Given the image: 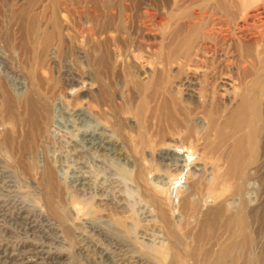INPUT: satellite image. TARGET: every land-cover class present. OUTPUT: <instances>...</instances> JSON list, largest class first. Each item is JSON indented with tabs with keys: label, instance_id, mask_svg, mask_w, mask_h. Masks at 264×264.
Instances as JSON below:
<instances>
[{
	"label": "rangeland",
	"instance_id": "1",
	"mask_svg": "<svg viewBox=\"0 0 264 264\" xmlns=\"http://www.w3.org/2000/svg\"><path fill=\"white\" fill-rule=\"evenodd\" d=\"M207 1L208 0H53L52 2V0H29L28 4H25L23 6V3H24L23 0H0V44L2 43V45H0V124L2 125V126L0 125V128L2 127L0 129V134H1L0 138L5 137V139L6 138L12 139V140L9 139L8 143L7 142L4 143L6 144V148L8 150H6L5 145L4 146L0 145V205H3V207L1 206L2 209H0V211L3 210V212L2 211L0 212L1 213L0 214V241L4 244L3 248L7 251V253L11 254L12 257H15L14 259L21 258L30 253L31 254L37 253V256L40 255L42 258L46 259V260H43L44 264H53V263L54 264H110V263L117 264L115 261V255L118 252L116 250V247L114 249V245L115 246L118 245L117 249L121 248L120 249L122 251L121 253L126 254L127 256L129 255V257L140 259L139 261L136 259L134 260L132 259L131 261L132 264H138V263L139 264H150V263L151 264H161V262L158 261V259L156 258L157 253H158V250H156L158 247L157 242H159L161 233H158L159 231H157V229L159 230V228L157 225L155 228V225H154L155 221H152L149 218V205L145 201L143 202V200L140 199V197H137L138 193L134 189V186L131 181V175L129 173L131 165L128 163L127 159L130 158L131 153L136 154V150L132 146V137H134V135H132L131 138H129V141L127 140L128 139L127 137L126 139L127 145H129V147H125L124 150L122 148V146H124L123 144L116 143L118 144V147L116 149H118V151L122 150L120 152L122 157L114 156L112 154L96 153L93 150L89 149L86 145L81 143L82 141L81 133L85 129L90 130L92 129V127H94V125L92 124V121H89L88 125H84L74 117V113H73V109H76V108L78 109V107L79 109L86 111L87 109H86L85 102L86 104L89 105L90 103L91 105V96L95 93V91L98 90L99 87L104 91L105 94H114V93L118 94L116 92H118L119 90L121 93L120 85L117 86L118 80L115 79L116 77L115 72L112 70L108 71L107 75L108 77L110 76V79L103 80V81L100 80L99 81L100 85H98V83L96 84L92 83V81L89 80L90 73L89 75H87L84 71L86 68L83 69L82 67H80L79 64L75 62V58H76L75 54L78 52V50L81 47L80 46L81 38H77L75 43L72 41L71 45L67 49L57 47L58 44H57L56 39H54L53 42H51L48 46H44L45 43H44L42 33L45 31V29H43V27L47 25L48 26L52 25L51 15H52V11L54 10V6H59L70 13V15H67L64 12L59 11V15L57 14L58 15L57 17H60L64 21H70L71 20L70 17H72L74 21H79V22L82 21L83 23H85V20H90V19L95 20V21H98L100 19L105 20V21H110L113 23L112 24L113 26L123 27V28L120 27L122 31L119 34L114 33V32H110L108 34L109 38H114V37L116 38L117 36H119L117 37L119 38L118 39L119 43L118 45H116L117 47L115 45L114 47H112V49L115 52L117 50L116 54L123 53L126 55L127 59H130V58L138 59L139 60L137 61L138 64H140L141 66H144L145 68L146 67L149 68L150 67V65H148L149 60L146 58L147 54L145 55V53H147L146 51H147L148 42L150 43L152 42V40H147L148 38L147 35L151 34L155 36L156 38L154 40L155 44H159L160 43L159 39L162 38L161 34L165 35V33L169 32L175 25L181 24V23L185 24L189 21V19L186 16V13H188L190 9L200 14L202 13V9L205 6L212 5L214 3V0H212V2L210 0H209L210 2L209 1L207 2ZM234 1L237 3L239 7V11L245 7L248 8L247 9L248 16L245 19H243L241 15H239L237 20L235 21V24H236L235 32L237 33L238 36L244 35L247 38H250V37L255 38L257 34L260 31H262L260 26L264 24V0H234ZM52 3H54L55 5ZM199 4H200V7H199ZM196 6L198 7L196 8ZM23 7L26 10V13L24 15L19 14V11H20L19 8H23ZM175 11H177L176 12L177 14L174 13ZM204 15H205V19L199 18L198 20H193V22L194 23H198L199 21L203 23L209 22L210 24H215L214 26L216 28L217 19H220L222 21L226 20L221 15L212 16L208 13H205ZM207 16H209V19L207 18ZM130 19L132 21H130ZM115 21L118 23H116ZM212 21L214 22L212 23ZM226 23L227 22L223 23L222 26H219V27H221L223 30H227L229 26H232V23L231 24L230 23L226 24ZM21 25H22V28L20 27ZM24 26H26L29 31H27V35H26L27 37L26 52L21 54V52H17L13 46H15L14 42H17L18 34L23 31ZM160 26L164 27L163 32L161 31ZM87 28H88V24H84L83 29L86 30ZM134 28L135 29L138 28L139 30L136 29L137 32H135L136 30ZM246 28H249L250 30L245 32ZM208 29L209 27L206 28V30ZM241 30H243L244 32L241 33ZM67 32L68 31H63L62 35L65 36V35H68V33L70 35L75 34V32H73V34L70 32L68 33ZM239 32L241 33L240 35H239ZM134 37H136V39ZM101 38L103 39V36H101ZM142 38H145V39H142ZM94 39H96V36L94 37ZM137 39H140V40H138L137 42ZM139 41H140V46L142 47L141 48L142 52L136 51V49L134 48L135 47L134 44L137 45ZM66 53L68 54L67 56H66ZM199 57L200 56L194 58V60L203 61V58L202 57L199 58ZM206 57L210 58L208 55ZM65 58L67 60H65ZM53 61H55L54 62L55 64L53 63ZM64 61L65 63H63ZM68 61L69 62L71 61L70 62L71 64ZM201 61H199V63L198 62L195 63V61L192 63L188 62L187 63L188 66H185V68L190 71V74L192 75V77L194 76L193 77L194 79L191 81V83H193L194 85L198 83V79H201V78H198V76L202 75L201 73L202 70L203 72L204 71L208 72L209 70V71H212L213 73L216 71L215 78H216V83L218 85L217 93L219 95L220 102L217 106L215 114H216L217 119L220 120L219 122L224 121L228 115H231V112L234 111V109L240 104V97L243 94L242 92H245L247 90L245 93V94L248 93L247 99H246L247 102H245V104H247L245 108L246 115L242 119L244 121V126L242 130L238 131L235 134H232L231 139L229 140L230 143L228 142L227 144L220 145V152L223 151L224 153H226L227 151H229L232 143L236 141L238 138H242V137L247 138V139L250 138L251 141H249L248 139L249 146L248 144L247 146L249 147L248 150L250 151L248 154L250 155L252 154V156H249L247 160H245L242 171H244L249 159L253 160L252 161L253 163H251L249 167L251 168L254 167V170H255V173L252 175V178L249 181L250 185L246 191L247 192L245 196L246 200H245V205L243 208L245 215H246L245 217L247 218V224H245L243 220L238 218L240 217L238 216L239 215L238 213L239 205L236 203L237 202L236 200L239 194L233 191L230 181H227V182L222 181L221 183H218L217 185L219 188L218 192L220 193L218 194L213 193V192L211 193L212 195L214 194L213 195L214 198L212 202L210 203L212 204L210 207L214 208L220 204L226 212L224 211L223 216L217 222L216 229L217 227L219 226L220 227L215 231V235L210 236L211 240L210 239L207 240L208 241L207 246L218 244L220 247L222 246V248L227 247L226 237L230 235L231 230L233 229V225H234L232 224L231 221L227 219V216L230 218V215L235 214L236 219L240 220V222L237 221L238 222L236 223L237 226L235 224V226L238 228V231L237 229H234V235H238V234L239 236L242 235L239 229L243 228L244 231L247 233V235H249V237L252 236L251 238H253L251 241V246H250L252 247L251 249L250 247L248 249L247 247L246 248L241 247V249L238 248V251L236 249L237 253L235 252V257L238 258V261L236 260L237 261L236 264H242L243 262H245L246 264H248L249 262H250L249 264H259V263L264 264L263 263L264 255L262 254L264 253V75H263L264 71H262L264 70V57L256 56V55H253L250 57H242V56H236V57L231 56V57H226V58L223 57L218 65H214V64L213 65H209V64L201 65L200 64ZM167 63H169L173 71H176L178 67L183 66L184 60L181 56H178L174 60L173 59L168 60ZM173 64L174 66H172ZM74 65L75 66L77 65V66L75 67ZM155 67L162 68L161 62L157 61L155 64ZM252 68L254 70H252ZM91 70H92L91 72L92 74L94 73V75H97V72H95V70L93 69ZM244 70H245V73H244ZM72 73H74L76 77H75V81L72 82V85H71V83L69 84L67 83L66 77L71 76ZM142 78H144V75H142ZM51 82H53V84ZM231 82L234 84H232ZM235 82H237V84ZM32 85H33L34 91H32ZM35 85L37 86V88ZM51 85H57L60 88L64 86L68 88L67 89L68 93L71 92L74 95L73 96L74 98L77 97L76 100L75 99L72 100L73 102L70 100V98L66 100L65 99L62 100V109H61L62 112L60 111L61 113L58 119L59 122H58V125H56V129H58L56 130V134L50 133L49 117L47 118V120H43L42 115L40 113V102L39 101L41 98H48V95H49L48 91L50 90ZM225 85L228 86L227 89ZM230 85L231 87H229ZM3 86H5V89ZM91 86L94 88H92ZM90 87L93 90L92 92H91ZM60 88H58L59 91H60ZM5 90H6V94L4 93ZM231 90L232 92H230ZM127 94L129 96L128 98L134 97L135 99L137 98V100H141L140 102L143 103L142 104L143 106L142 105L141 106L143 107L144 111L147 108L152 107L151 104L145 103L146 101L144 102V100H142L140 93L138 94V96H137V93L136 94H132V92L124 93L123 98L125 100H126L125 96ZM253 94H254V97L252 96ZM60 95L61 94H56L57 97H59ZM226 97L229 99H227ZM232 98H233V101H232ZM77 101H79L81 105L78 106ZM83 102H84L83 104L84 106L82 105ZM74 103H77L78 107H76ZM250 104L252 105V107ZM208 106L210 107V105ZM209 107H207V110H209ZM257 108H258V111H257ZM250 109H252V111H249ZM211 110L213 109H210V111ZM35 111H38V112H35ZM66 111H68V113ZM86 112L90 114L91 116L94 115V112L89 111V109ZM211 112H215V110ZM221 112H222V115L220 118ZM2 113L5 114V116L2 115ZM62 115L64 116L62 117ZM195 117L193 118L194 119L193 123L195 125L197 122V126H195L197 133L200 136L202 135V137H205L204 139H206L205 142L207 143V145H211L210 143H214L215 133L209 130L208 128H209V125L212 119H210V116H207V117L203 116L205 120L202 118L201 115L195 116ZM124 119L128 123L129 126L131 127L135 126L132 121L133 116L124 115ZM253 119L255 120V122ZM39 120L43 122V126H42V122H40ZM209 120L211 121L208 123ZM231 121H234L235 124H237L240 121L239 116L235 115L233 119H231ZM201 123H202V126H201L202 128L199 126L201 125ZM206 124H209L208 127H206ZM203 127H206V128H203ZM59 130H61V133ZM5 131L6 133H8L7 136L4 133ZM209 133L211 134V137L209 136L210 135ZM44 135H47L46 137L47 139L46 138L43 139ZM21 140H23V142ZM38 141L40 142V144L38 143ZM75 144H78V147H75ZM15 146L17 149H15ZM79 146H82V147H79ZM21 154H24L23 160L25 161L26 164L24 163V161L22 162V164H18V163H21L20 162ZM184 157L186 158V156ZM43 158L47 159L48 162L52 164V166L54 164L53 167L55 169V174L58 180V185L60 188H62L61 190L65 193V196H67V201H66L67 205L65 206L68 209L70 208L68 211L69 213H67L68 216L66 215L64 217L62 215V216H59L55 220L53 218H47L44 216L45 202L42 197V193H43L42 189H43L44 184L39 179V177L41 176V173H40L41 172L40 171L41 160H43ZM16 161L18 163H16ZM93 161L96 162L97 165ZM207 163L209 164H206V167L207 166L208 167L207 168L205 167L206 173L204 176H205L206 181L212 182L211 180L213 179L211 178L212 176H211L209 169H211L214 165L210 161H207ZM99 164H100L101 170L97 168L99 167ZM38 165L40 166L38 167ZM201 165L203 164L200 163L199 166ZM23 167L24 168L27 167L29 175H28L27 170H25ZM225 168L226 167L222 165V167L220 166L216 170L217 172L215 173L221 174L223 173V170H225ZM248 169L250 170V168L247 167V170H246L247 172L249 171ZM126 170L128 172H126ZM172 173L174 174L175 172L172 171ZM78 176L84 177L85 185L82 187L81 191H78L72 185L74 178ZM146 177L147 179L150 177L148 180H151L152 174H148L146 175ZM181 182L183 183L184 181L181 180ZM50 192H51V189L49 188L48 193L51 194ZM225 195L228 197H226ZM12 199L14 201H12ZM142 203L144 204L142 205ZM58 204H59V201H56L55 199H53V206H57ZM231 205H232V208H231ZM14 209L16 211H14ZM127 209H128V212L126 211ZM83 210L85 211V214ZM234 211H237V212H234ZM129 212H131L132 214ZM19 214L22 216L25 215L30 218L29 219L30 221L26 222L27 223L26 226L20 220L17 219ZM120 215H122V217H120ZM37 216H40V218ZM85 217L87 218V222L85 221L86 220ZM80 218H82L81 219L82 222ZM122 218L123 220L125 218V222L122 220ZM225 219L228 224L226 223ZM91 220L93 221L92 224H95L96 222L99 221L98 225L97 223L95 224V227H97V230L100 231L99 232V234L101 233L100 236H96L95 234L90 232V224L92 222ZM173 220H178V218L173 217ZM88 221H90V224L88 223ZM119 221H121L120 224H118ZM140 222H141V225H140ZM65 223L69 225L68 227H69V230L71 231L66 230L64 227H61ZM57 224L58 226H56ZM223 224L224 226H222ZM242 225H245V226L241 227ZM99 226L102 229H100ZM103 227L105 229H103ZM102 230H105V231H102ZM219 230H220V233H219ZM224 230H227V231L225 232ZM83 232L84 233L87 232V233L81 234ZM222 232L224 235L222 234ZM157 233L158 235L156 236ZM31 235L34 237H32ZM95 237H96V240H95ZM108 237L113 241L115 240L116 241L118 240V241L114 242V244L113 243L111 244L107 241L109 239ZM141 237L142 238L144 237L143 241ZM88 238H92L94 240L93 244L85 245V243L82 240L88 239ZM155 240H158V241H155ZM41 242L43 244H41ZM95 243L99 245L97 246V244ZM94 244L96 245L97 248L95 247ZM106 245L109 247H107ZM253 245H255V248ZM125 248H127L128 250ZM45 250L46 251L48 250V252H46ZM247 250H249V253L247 252ZM114 252L116 253L114 254ZM245 257L248 258V260ZM239 261L241 263H239Z\"/></svg>",
	"mask_w": 264,
	"mask_h": 264
},
{
	"label": "bare ground",
	"instance_id": "2",
	"mask_svg": "<svg viewBox=\"0 0 264 264\" xmlns=\"http://www.w3.org/2000/svg\"><path fill=\"white\" fill-rule=\"evenodd\" d=\"M23 1H24L23 6H24L25 4H28L29 0H23ZM210 1L212 2V0H210ZM52 2H53V0H52ZM52 4H54V3H52ZM166 4H168V3H166ZM169 5H170V3H169ZM247 5H248V3H247ZM197 7L198 6H196V8ZM199 7H200V4H199ZM19 9H20V11L17 10V11H19V14L24 15L26 13V10L24 7L19 8ZM185 9H186V7H185ZM247 9L248 8L245 7L239 11V7L234 0H214V3L212 5L205 6L202 9V13H200V14L196 13L190 9L189 12L186 13V16L189 19V21L185 24L181 23V24L175 25L169 32H166V33L164 32L165 35L161 34L162 38L159 39V41H160L159 44H155V41H154L156 39L155 36H153L151 34L147 35V37H148L147 40H152V42H150V43L148 42L147 51H146L147 53H145V55L147 54L146 58L149 60V64H148V65H150L149 68L148 67L145 68L144 66H141L140 64H138V62H137V61H139L138 59H135V58L127 59L126 55L123 53H117L116 54L117 50L115 52L112 49V47H114V45L115 46L118 45V43H119L118 39L119 38H117V37H119V36H117L116 38L115 37L109 38L108 34L110 32H114V33L119 34L122 31L120 28L122 26H120V27L113 26L112 25L113 23L110 21L101 20L100 18H99L100 20L95 21V20H92L89 18L90 20H85V23H83L81 21L82 22L81 23L79 21H74V19H72V17H70L71 18L70 21H64L60 17H57L59 15V11H62L64 13H66L67 15H70V13L68 11L64 10L63 8L59 7V6H54V10L52 11V15H51L52 25L51 26L47 25V26L43 27V29H45V31L42 33L44 43H45L44 46H48L51 42H53L54 39H56L57 44H58L57 47L67 49L71 45L72 41L75 43L77 38H81V45H80L81 47L80 46L79 47H80V49L81 48L82 49L81 50L79 49V50L82 52H80L78 50V52L75 54L76 55L75 62L77 64H79L80 67H82L83 69L86 68L84 71L87 75H89V73H90L89 80L92 81V83H95V84L98 83V85H100L99 84L100 80L103 81V80L110 79V76L108 77V75H107L108 71L112 70L115 72V76H116L115 79L118 80L117 86L120 85V87H121V93H120V90L118 92H116L119 95L115 94V93L114 94H105L104 91L99 87L98 90L95 91V93L93 92L94 94L91 96V105L89 103V105H90L89 106L85 102L86 109L87 110L89 109V111L94 112V115L91 116L90 114H88L86 112L87 110L85 111V110L79 109L78 106L81 105L79 103V101H77L78 106H77V103H74L76 105V107H78V109L77 108L73 109V113H74V117L84 125H88L89 121H92V124L94 125V127H92V129H90V130L85 129L81 133V140H82L81 143H83L89 149L93 150L96 153L112 154L114 156L120 157L121 156L120 152L122 150L118 151V149H116L118 147V144H116V143L123 144L124 146H122V148L124 150L125 147H129V145H127V140L129 141V138H131V136L134 135V137H132V146H133V148H135L136 154L131 153L130 158L127 159L128 163L131 165L129 173L131 175V181H132V184L134 186V189L136 190V192L139 195V196L137 195V197H140V199H142L143 202L145 201L149 205V218L152 221H155V223H156V224L154 223L155 228L157 225L159 228V230L157 229V231H159L158 233H161L160 234L161 240L158 238L159 242H157L158 247L156 249V250H158L156 258L158 259V261L161 262V264H236L238 261V258L235 257V252L237 253L238 248L241 249V247H244V248L247 247V249H248L251 246V241L253 238H251L252 236L249 237V235H247V233L244 231L243 228L239 229V231L242 233V235H240V236H239V234L234 235V229H237V231H238V228L236 227L237 226L236 223H238L237 221L240 222V220L236 219L235 214L230 215V218L227 216V219L229 221H231L232 224H234L230 235H228L226 237L227 245L226 244L225 245L227 247L222 248V246L220 247L218 244H214L212 246H207V242H208L207 240H209L211 238L210 236L215 235V231L220 227L219 226L216 229L217 222L221 219V217L223 216L224 211H225L220 204L214 208L210 207L212 205L210 203L212 202V200L214 198V196H213L214 194L212 195L211 193L212 192L217 193V194L220 193V192H218L219 191V188L217 186L218 183H221L222 181L223 182L230 181L233 191L237 192L239 194L238 198L236 200L237 201L236 203L239 205V212H238L239 215L238 216H240V217H238V218H240L241 220H243V222L245 224H247V218L245 217L246 215H245L243 208H244L245 200H246V198H245V196L247 194L246 191L250 185L249 181L251 180L252 175L255 173L254 167H252V168L249 167V165H251V163H253L252 162L253 160L249 159L244 171H242V170H243V164H244L245 160H247V158L249 156H252V154L251 155L248 154L250 152L248 150V148H249L248 142L251 140H250V138H248L249 141L247 138H243V137L238 138L236 141H234L232 143L229 151H227L226 153H224L223 151L220 152V145L221 144H227L229 142V140L231 139L232 134H235L238 131L242 130V128L244 126V121L242 119L246 115L245 108H246L247 104H245V102H247L246 99H247L248 93L247 94H245V93L247 90L245 92H242L243 94L240 97V104L234 109V111L231 112V115H228L227 118H225V120L222 116L224 121L219 122L220 120L217 119L216 114H215L217 106L220 102V98H219V95L217 93L218 85L216 83V78H215V72L216 71L213 73L212 71H209V70H208V72H205V71L203 72V70H202L201 71L202 75L198 76V78H201V79H198V83L196 84L198 87L197 88L196 85L191 83V81L194 79L193 78L194 76L192 77V75L190 74V71L185 68V66H188V64H187L188 62L192 63L195 61V63L196 62L199 63V61H201V60H194V58H196L198 56H200L199 58H201V57L203 58V61L200 62L201 65H207V64L218 65L223 57L224 58L231 57V56L250 57L253 55L264 57V24L260 26L262 31H260L257 34V36L255 35L256 36L255 38H251V37L247 38L244 35L238 36L237 33L235 32V25H236L235 21L237 20L239 15H241V17L243 19H245L248 16V13H247L248 10ZM54 11H56V12H54ZM176 12L177 11H175L174 13H176ZM203 13L204 14L208 13L212 16L221 15L226 20L222 21L220 19H217V24H216L217 27L216 28L214 26L215 24H210L209 22L203 23V22L199 21L198 23H194L193 20H198L199 18L205 19V15ZM207 18L209 19V16H207ZM174 20H176V19H174ZM130 21H132V20L130 19ZM213 22L214 21H212V23ZM225 22L230 23V24L232 23V26H229L227 30H223L221 27H219V26H222V24ZM116 23H118V22H116ZM84 24H88V28L86 30L83 29ZM165 24H167V23H165ZM20 27L22 28V25ZM160 27H161V31L163 32L164 27L163 26H160ZM208 27H209V29L206 30V28H208ZM129 28H131V27H129ZM240 28H242V27H240ZM136 29L139 30L138 28H136ZM137 30L135 32H137ZM249 30H250L249 28H246L245 32L249 31ZM27 31H29L28 28L26 26H24L23 31L18 34L17 42L13 41L14 45H15L13 47L16 49L17 52H21V54L26 52ZM63 31H68L72 34H73V32H75V34L70 35L67 32L68 35L64 36V35H62ZM243 32L244 31L241 30V33H243ZM241 33L239 32V35ZM95 36H96V39H94ZM101 36H103V39L101 38ZM144 36H146V35H144ZM134 38L136 39V37H134ZM158 38H160V37H158ZM142 39H145V38H142ZM138 40H140V39H137V42H138ZM0 45H2V43ZM134 46H135L134 48L136 49V51H139V52L141 51L142 47L140 46V41L137 45L134 44ZM67 55L68 54L66 53V56ZM128 55H129V53H128ZM207 55L210 58H207L206 57ZM16 56H18V55H16ZM178 56H181L183 58L184 63H183V66H180V67H178V69H176V71H173L171 69L169 63H167V62L170 59L174 60ZM61 58H62V56H61ZM65 60H67V59L65 58ZM157 61L161 62L162 68H156L155 67V64ZM54 62L55 61H53V63ZM63 63H65V61ZM172 66H174V64ZM90 68L95 70V72H97V75H94V73L92 74L91 73L92 70ZM252 70H254V69L252 68ZM224 71H226V70H224ZM262 71H264V70H262ZM61 72H63V71H61ZM244 73H245V70H244ZM111 74H112V72H111ZM83 75H84V73H83ZM142 75H144V78H142ZM75 77L76 76L74 73H72L71 76H67L66 77L67 83L68 84L71 83V85H72V82L75 81ZM3 79H4V77H3ZM109 81H108V83H109ZM24 83H26V82H24ZM51 83L53 84V82H51ZM235 83L237 84V82H235ZM232 84H234V83H232ZM48 85H49V83H48ZM71 85H69V86H71ZM3 87L5 89V86H3ZM96 87H98V86H96ZM227 87L228 86H226V89H227ZM229 87H231V85ZM36 88H37V86H36ZM58 88H60V87H58L57 85H51L50 90L48 91V94H49L48 98H41L39 101L40 102V113L42 115L43 120H47V118L49 117L50 133L51 134H56V130H58V129H56V125H58V122H59L58 119H59L60 113L62 112L61 111L62 100L63 99L66 100V99L70 98V100L72 101L73 99L76 100V98H77V97L74 98L73 97L74 95L71 92L68 93V91H67L68 88L63 86L60 88V91L58 90ZM92 88H94V87H92ZM92 88H91V92L93 91ZM33 89L34 88L32 85V91H34ZM230 89H228V90H230ZM24 92H23V94H24ZM58 92H60V93H58ZM130 92H132V94L137 93V96L140 93L142 100H144V102L146 101L145 103L151 104L152 107L147 108L144 111L143 107H142L143 103L140 102L141 100H137V98L135 99L134 97L128 98L129 97L128 94L125 96L126 97V100H125L123 98L124 93H130ZM230 92H232V90ZM4 93L6 94V90ZM7 93H8V91H7ZM56 94H61V95L59 97H57ZM235 94H236V92H235ZM254 94L252 95L253 97H254ZM30 98H31V96H30ZM34 98H36V97H34ZM227 99H229V98H227ZM75 100H74V102H75ZM88 101H90V100H88ZM232 101H233V98H232ZM83 104H84V102L82 103V105ZM237 104H238V102H237ZM208 105H210V107ZM71 107H72V105H71ZM207 107H209V110H207ZM251 107H252V105H251ZM210 109L215 110V112H211L213 110L210 111ZM252 109H250L249 111H252ZM34 110H35V108H34ZM68 110H69V108H68ZM257 111H258V108H257ZM35 112H38V111H35ZM66 112L68 113V111H66ZM259 112H260V110H259ZM225 113H226V111H225ZM2 115L5 116V114H3V113H2ZM124 115L133 116L132 121L135 125L134 127H131L128 125V123L124 119ZM199 115H201L202 118H203V116H206V117L210 116V119H212V121L211 120L208 121V123L211 121L210 125L206 124V127H208V125H209L208 129L215 133L214 143H210L211 145H207V143L205 142L206 139H204L205 137H202V135L200 136L196 131L195 126H197V122L194 125V123H193L194 119L193 118L195 116H199ZM221 115H222V112L220 113V118H221ZM235 115L239 116V120H240L237 124H235L234 121H231V119H233V117ZM252 115H253V113H252ZM63 116L64 115H62V117ZM254 117H255V115H254ZM195 119H196V117H195ZM40 122H42V121H40ZM254 122H255V120H254ZM42 126H43V122H42ZM199 126L201 127L202 123ZM203 126H204V124H203ZM57 127H59V126H57ZM206 127H203V128H206ZM253 128H255V127H253ZM52 129H54V130H52ZM59 131L61 133V130H59ZM45 132H46V130H45ZM4 133L7 136L8 133H6V131ZM47 135H44L43 139H45L47 137ZM52 136H54V135H52ZM209 136L211 137V134ZM127 137H128V139H127ZM65 138H67V137H65ZM9 139H11V138H9ZM9 139H7V138L5 139V137L0 138V145H3V146L5 145V148H6V144H4V143H6V142L8 143ZM21 141L23 142V140H21ZM27 141H28V139H27ZM38 143L40 144L39 141H38ZM75 143H76V141H75ZM247 144H248V146H247ZM71 147H72V145H71ZM75 147H78V144H75ZM79 147H82V146H79ZM15 149H17L16 146H15ZM6 150H8V149L6 148ZM20 150H21V148H20ZM26 151H27V149H26ZM28 152H29V150H28ZM257 152H259V151H257ZM123 153H125V152H123ZM30 154H28V155H30ZM184 156H186V158ZM23 157H24V154H21V156H20V162L21 163H18L17 161H16V163L22 164V162L24 161ZM34 157H36V156H34ZM9 160H11V159H9ZM117 160H119V159H117ZM207 161L212 162L214 165L211 169H209L211 176H212L211 178L213 179V180H211L212 182L206 181L205 176H204L206 173V168L208 167V166L206 167V164H209V163H207ZM24 163H25V161H24ZM32 163H31V165H32ZM94 163L96 164V162H94ZM200 163H202L203 165L199 166ZM222 165H224V167H226L225 170H223V173H221V174L219 173L220 175L216 174L215 173V172H217L216 170L220 166L222 167ZM12 166H13V164H12ZM33 166H34V164H33ZM39 166L40 165H38V167ZM53 166H54V164H53ZM53 166L51 163L48 162L47 159L43 158V160H41V167H40L41 176L40 177L37 176V177H39V179L44 184L43 189H42L43 190L42 197H43L44 202H45L44 216L47 218H53L55 220L59 216H62V215L65 217L67 215V213H69L68 211L70 208L68 209L65 206V205H67L66 204L67 196H65V193L61 190L62 188H60L58 185V180L56 178L55 169ZM247 167L250 168V170L248 169L249 170L248 172L246 171ZM97 168H99L101 170L100 164H99V167H97ZM24 169L27 170V167H25ZM172 171H174L175 173L173 174ZM27 172H28V170H27ZM126 172H128V171L126 170ZM148 174H152L151 180H148L150 177L147 179L146 175H148ZM28 175H29V172H28ZM154 176H155V178H154ZM181 180H183L184 182L182 183ZM180 182L182 185L180 184ZM72 185L78 191H81L82 187L85 185L84 177H81V176L75 177ZM228 186H227V188H228ZM38 187H39V185H38ZM49 188L51 189V192H50L51 194L48 193ZM220 189H221V187H220ZM219 197H220V195H219ZM226 197H228V196H226ZM100 198H101V196H100ZM53 199H55L56 201H59V204L57 206H53ZM221 200H222V198H221ZM12 201H14V200L12 199ZM214 203H216V202H214ZM70 204H71V202H70ZM119 204H120V202H119ZM143 204L144 203H142V205ZM1 206L3 207V205H0V209H2ZM233 207H234V205H233ZM23 208H25V207H23ZM231 208H232V205H231ZM256 209H257V207H256ZM1 211L3 212V210H1ZM14 211H16V210L14 209ZM126 211L128 212V209ZM83 212L85 214L84 210H83ZM127 212H125V213H127ZM234 212H237V211H234ZM7 213H8V211H7ZM18 213H20V212H18ZM129 213H131V212H129ZM41 214H42V212H41ZM37 217L40 218V216H37ZM120 217H122V215H120ZM173 217H177L178 220H173ZM17 219L20 220L25 226L27 225L26 222L30 221L29 217H27L25 215L22 216L20 214L17 217ZM81 219L82 218H80V220ZM122 220H123V218H122ZM85 221L87 222V218ZM123 221L125 222V218ZM225 221H226V219H225ZM46 222H48V221H46ZM81 222H82V220H81ZM120 222L121 221H119L118 224H120ZM88 223L90 224V221H88ZM92 223H93V221L90 224V232L95 234L96 236H100V234H101V233L99 234L100 231H98L97 227H95V224L97 223V225H98L99 221L96 222L95 224H92ZM226 223H227V221H226ZM16 224H17V222H16ZM235 224H236V226H235ZM7 225H9V224H7ZM140 225H141V222H140ZM220 225H221V223H220ZM56 226H58V224ZM68 226L69 225L65 223L61 227H64L66 230H69ZM222 226H224V224ZM244 226L245 225H242L241 227H244ZM79 227H80V225H79ZM99 228H100V226H99ZM100 229H102V228H100ZM103 229H105V228L103 227ZM145 229H144V231H145ZM247 229H249V228H247ZM147 230H148V228H147ZM147 230H146V232H147ZM69 231H71V230H69ZM102 231H105V230H102ZM224 231L226 232L227 230H224ZM75 232H74V234H75ZM87 232H89V231H87ZM87 232H85V233H87ZM151 232H152V230H151ZM7 233H8V231H7ZM85 233L83 232L81 234H85ZM158 233L156 234V236L158 235ZM219 233H220V230H219ZM27 234H29V233H27ZM36 234H37V232H36ZM222 234H223V232H222ZM33 235H35V234H33ZM89 236H90V234H89ZM32 237H34V236H32ZM144 237L143 238L141 237L142 241H143ZM146 238H147V236H146ZM95 240H96V237H95ZM82 241L85 243V245H89V244H93L94 240L92 238H88V239H84ZM107 241L111 244L112 243L114 244V242H117L118 240L113 241L109 238ZM155 241H158V240H155ZM218 241H220V240H218ZM95 242H97V241H95ZM101 242H102V240H101ZM221 242H223V241H221ZM41 244H43V243L41 242ZM95 244H97V243H95ZM3 245L4 244L0 241V264H44L43 260H46V259L42 258L40 255L37 256V253L36 254L30 253V254H27L21 258L14 259L15 257H12L11 254L7 253V251L3 248L4 247ZM98 245L99 244H97V246ZM117 246L114 245V249L116 247V250L118 252V253L114 252V254L116 253L115 261L117 264H130L132 259L133 260L136 259L138 261L140 260L139 258L129 257V255L127 256L126 254L121 253L122 252L120 250L121 248L117 249ZM253 246L255 248V245H253ZM95 247H96V245H95ZM107 247H109V246H107ZM251 248L252 247H250V249ZM125 249H127V248H125ZM236 249H237V251H236ZM46 252H48V250ZM247 252L249 253V250H247ZM128 253H129V251H128ZM262 254L264 255V253H262ZM111 255H112V253H111ZM242 255H243V253H242ZM249 257H251V256H249ZM246 259L248 260V258H246ZM261 259H262V257H261ZM239 263H241V262L239 261ZM244 263L245 262H243L242 264H244Z\"/></svg>",
	"mask_w": 264,
	"mask_h": 264
}]
</instances>
